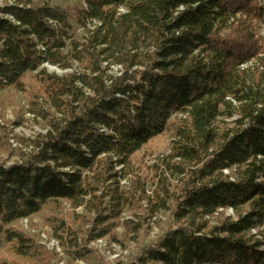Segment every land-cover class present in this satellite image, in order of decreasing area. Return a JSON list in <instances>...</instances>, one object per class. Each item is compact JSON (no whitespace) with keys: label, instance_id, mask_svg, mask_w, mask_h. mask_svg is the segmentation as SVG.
Listing matches in <instances>:
<instances>
[{"label":"trees","instance_id":"obj_1","mask_svg":"<svg viewBox=\"0 0 264 264\" xmlns=\"http://www.w3.org/2000/svg\"><path fill=\"white\" fill-rule=\"evenodd\" d=\"M0 1V92L27 97L49 128L23 140L20 164L0 166V247L39 259L10 227L63 203L94 215L89 242L115 237L146 193L139 156L168 137L149 213L171 222L128 264H264L252 236L264 228V0ZM221 211L235 218L212 226ZM52 222L85 260L67 223Z\"/></svg>","mask_w":264,"mask_h":264},{"label":"rangeland","instance_id":"obj_2","mask_svg":"<svg viewBox=\"0 0 264 264\" xmlns=\"http://www.w3.org/2000/svg\"><path fill=\"white\" fill-rule=\"evenodd\" d=\"M51 2L53 5L61 7H72L78 3L77 0H43ZM5 3L0 1V8L5 7ZM260 35L264 38V31L261 30ZM80 35L83 32H79ZM252 67V64L250 65ZM47 73L57 75L59 77L66 73L46 67ZM117 71V70H116ZM36 86V85H35ZM43 110L48 112L44 104L39 101ZM42 108V107H41ZM37 110L30 104L27 97L13 91L0 92V166L10 168L20 164L21 156L29 154L32 149L23 145V140L33 141L39 136H45L49 130L47 123L40 118L39 115H34ZM51 112V111H50ZM53 113V112H51ZM183 119V118H179ZM232 121L221 122L220 130L229 127H234ZM170 138L166 137L158 140L149 150L148 158L140 155L143 159L142 176L146 183V193L141 201V208L134 212H126L120 221V228L115 232V237L107 238L97 242H89L88 233L92 230L94 215L83 209L74 210L67 203H63L61 208L49 207L40 215L33 218L23 220L14 226L15 229L25 237L34 242L38 252L39 259L21 260L14 254L12 246L2 242L0 247V261L9 264H128L134 260L139 254V250L152 242H155L162 232L168 227L171 222L170 215L161 213L156 218L151 219L149 213V198L153 197L155 186L151 180V169L162 159L171 155ZM144 157V158H143ZM118 172L121 169L117 170ZM154 171V169H153ZM229 173L227 176H230ZM122 190L131 192L132 185L130 180L125 179L121 182ZM222 217L232 218L235 216L231 211H222L212 220H209L212 226H216ZM56 219H62L67 223L68 230L73 235L78 236L81 249H86L88 255L85 260H79L69 252V244L65 245L58 239V234L54 228ZM127 223H132L137 226L140 231L133 233L126 228ZM264 238V233L262 234ZM65 236V235H64ZM253 236V235H252ZM261 236V235H260ZM65 241L69 240L65 236ZM115 240V241H114ZM259 241L260 239H256ZM65 246V247H64Z\"/></svg>","mask_w":264,"mask_h":264},{"label":"built area","instance_id":"obj_3","mask_svg":"<svg viewBox=\"0 0 264 264\" xmlns=\"http://www.w3.org/2000/svg\"><path fill=\"white\" fill-rule=\"evenodd\" d=\"M41 50V49H40ZM229 172H225V175H228ZM222 212V211H221ZM232 212V211H231ZM264 233V228H257L256 230L252 231V235L253 237H255L256 239H260L259 242L264 243V238H263V234ZM261 235V236H260ZM264 247H262V251H264L263 249Z\"/></svg>","mask_w":264,"mask_h":264}]
</instances>
